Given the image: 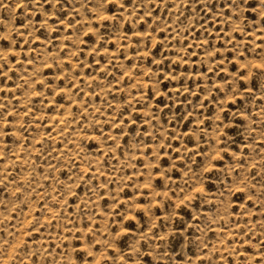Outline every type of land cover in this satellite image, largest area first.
Wrapping results in <instances>:
<instances>
[{"label":"rangeland","instance_id":"obj_1","mask_svg":"<svg viewBox=\"0 0 264 264\" xmlns=\"http://www.w3.org/2000/svg\"><path fill=\"white\" fill-rule=\"evenodd\" d=\"M0 264H264V0H0Z\"/></svg>","mask_w":264,"mask_h":264}]
</instances>
